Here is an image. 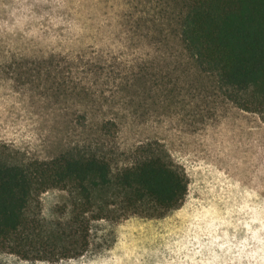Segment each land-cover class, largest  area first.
<instances>
[{
    "label": "rangeland",
    "instance_id": "obj_1",
    "mask_svg": "<svg viewBox=\"0 0 264 264\" xmlns=\"http://www.w3.org/2000/svg\"><path fill=\"white\" fill-rule=\"evenodd\" d=\"M169 3L0 0V145L49 159L99 137L116 170L158 141L189 180L162 216L91 220L82 256L0 264H264V119L177 54ZM74 200L51 188L34 210L48 226Z\"/></svg>",
    "mask_w": 264,
    "mask_h": 264
},
{
    "label": "trees",
    "instance_id": "obj_2",
    "mask_svg": "<svg viewBox=\"0 0 264 264\" xmlns=\"http://www.w3.org/2000/svg\"><path fill=\"white\" fill-rule=\"evenodd\" d=\"M167 18L177 54L211 75L228 101L264 119V0H170ZM109 123L102 120L101 129ZM134 152L133 162L114 170L115 153L99 137L49 159L0 145V248L23 259L79 257L91 220L177 208L186 172L158 141ZM51 188L73 189L75 200L68 220L47 226L34 204Z\"/></svg>",
    "mask_w": 264,
    "mask_h": 264
}]
</instances>
